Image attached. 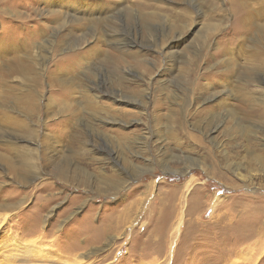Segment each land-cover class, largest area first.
Returning <instances> with one entry per match:
<instances>
[{"label": "rangeland", "instance_id": "374dc122", "mask_svg": "<svg viewBox=\"0 0 264 264\" xmlns=\"http://www.w3.org/2000/svg\"><path fill=\"white\" fill-rule=\"evenodd\" d=\"M0 43V264H264V0H0Z\"/></svg>", "mask_w": 264, "mask_h": 264}, {"label": "bare ground", "instance_id": "6f19581e", "mask_svg": "<svg viewBox=\"0 0 264 264\" xmlns=\"http://www.w3.org/2000/svg\"><path fill=\"white\" fill-rule=\"evenodd\" d=\"M4 46H6V44L4 43H0V56H3L6 53V50L4 49ZM26 47V46H25ZM4 49V50H3ZM9 49H12L9 48ZM26 50V48H25ZM11 51V50H10ZM27 51V50H26ZM15 52V51H14ZM19 53V51H18ZM16 54V53H15ZM20 54V53H19ZM30 54V53H29ZM28 56V54H26ZM9 56V55H7ZM21 56V55H20ZM12 57V56H11ZM8 58V57H7ZM33 58V57H31ZM11 60V59H10ZM16 61V60H15ZM20 61H17L13 64L17 65L16 69H14V73L18 74L22 77H20V84L25 85L28 89L27 91V95H28V100L24 99V98H20V99H15L18 105H15V108L20 106L21 108H25V113L23 114V116L25 115L27 117V120H22L21 117H12L10 115L7 114V118L8 119H3L4 122L1 123L2 125L7 126V129L12 131L13 133L17 134V135H24V140L25 139H32V142H29L28 144H20L21 142H16V143H12V151L13 154L15 155V157L17 158V163L20 165L21 169H23L22 171L25 172L26 176H35L40 174V166L39 163L37 162L39 159V149H38V145H37V140H38V135H37V128H31L29 122L33 121V120H37L38 116H39V107L36 103V97L34 95V93L32 92V90L34 89V87L36 86L38 80H37V74L35 73V69L33 66V61L30 62V64H24V66L19 65ZM36 65V64H35ZM14 67V66H13ZM5 81V80H4ZM19 84V83H18ZM9 88V87H8ZM9 91L11 90V88L8 89ZM31 92V93H30ZM15 93V92H14ZM13 92H8L7 88L4 89V93L2 96V102H0V105L5 109L7 107L6 103L10 98H15L17 95H15ZM24 95V94H23ZM27 97V96H26ZM25 97V98H26ZM86 98V95H84V99ZM39 101V100H38ZM91 103V102H90ZM93 104V103H92ZM40 106V105H39ZM79 106V107H78ZM78 109H81L80 107H82V109L84 111H86V102L83 105H78ZM9 109V107H7ZM50 108V107H49ZM77 109V108H76ZM23 110V109H22ZM72 111L69 112L68 109L66 108V111H61L58 115L60 116V118H64L62 120V124L63 123H68L69 119L70 121H72V119H75L74 117L76 116V118H78L79 122H82V120H85L83 117H81L82 115H84L83 113L81 114H76V110L74 108L71 109ZM24 111V110H23ZM94 109H92V113L95 114ZM6 114H4L5 117ZM94 119V118H93ZM35 120V121H36ZM85 122V121H84ZM84 132V131H83ZM77 135V134H76ZM85 135V134H84ZM81 136V135H80ZM34 139V141H33ZM82 139V138H81ZM71 140V139H70ZM73 140V139H72ZM75 140V139H74ZM78 140V139H77ZM76 140V141H77ZM10 141V139H9ZM22 141V139H21ZM75 142V141H74ZM85 143V142H84ZM33 144V146H32ZM80 144V143H79ZM72 145V143H71ZM74 149V148H73ZM82 149V148H81ZM79 154H86V150L82 149L79 151ZM87 156V155H86ZM81 157V156H80ZM58 160V156L53 158V165L56 164ZM67 161V159H66ZM69 161V160H68ZM0 162H5V158L3 159V157H0ZM7 163V162H6ZM124 163L126 164V166L129 167V165L127 164L128 162H126L124 160ZM52 165V166H53ZM9 169L12 171L14 170V165L10 164ZM56 171H57V177L61 180H66L68 178H72L71 176L69 177L68 172L66 171L67 168L65 166V161L64 163L61 165L58 164L55 167ZM104 178V177H103ZM114 179V178H113ZM116 179V178H115ZM101 180V179H100ZM107 180V178H106ZM65 181V182H66ZM101 182H104V179L101 180ZM109 184L107 185V188L111 189V188H115L117 186V182L116 181H110L109 180ZM108 183V182H107ZM113 183V184H112ZM121 187V186H120ZM142 212V211H141Z\"/></svg>", "mask_w": 264, "mask_h": 264}]
</instances>
